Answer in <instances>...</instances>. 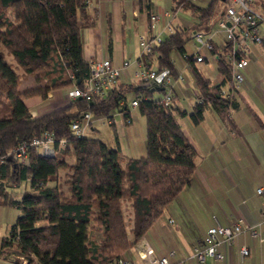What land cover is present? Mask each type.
<instances>
[{
	"label": "trees",
	"instance_id": "16d2710c",
	"mask_svg": "<svg viewBox=\"0 0 264 264\" xmlns=\"http://www.w3.org/2000/svg\"><path fill=\"white\" fill-rule=\"evenodd\" d=\"M216 2L194 9L209 18ZM92 24L82 0H0V204L19 210L9 232L0 237V257L12 252L17 263L23 257L26 264H111L133 247L190 182L197 152L176 117L186 111L175 104L173 92L171 103H164L160 82L144 88L136 87L142 80L119 83L104 96L77 97L39 117L24 103L33 96L46 98L53 89L83 86L89 63L82 54L80 29ZM190 37L189 31L176 27L144 53L143 60L154 61L158 74H172L171 52H184ZM224 46L217 53V66L229 77ZM30 74H35V85L20 88ZM196 76L193 121L203 118L208 103L225 118L229 103L220 86L209 87L206 79ZM130 91L141 95L137 106L145 117L144 155L127 156L88 131L83 136L73 133L71 121L85 111L110 118L120 108L128 117V106L120 107V101ZM231 103L235 107L234 99ZM45 129L56 139L65 138L55 156L31 151L28 163H19L6 155L19 140ZM71 152L72 163L67 159ZM61 169H67V189L56 182ZM27 181V189H15ZM53 181L56 184L50 185ZM52 226L58 229L55 236L49 233Z\"/></svg>",
	"mask_w": 264,
	"mask_h": 264
},
{
	"label": "crops",
	"instance_id": "0c3cea01",
	"mask_svg": "<svg viewBox=\"0 0 264 264\" xmlns=\"http://www.w3.org/2000/svg\"><path fill=\"white\" fill-rule=\"evenodd\" d=\"M91 1L95 7L86 9L93 24L80 29L82 54L87 61L108 58L115 65H121L126 59L140 56L143 41L153 34L158 33L163 40L176 27L191 33L184 52L178 49L171 52L173 73L169 76L175 104L186 111L176 117L196 149V166L190 182L144 232L142 240L156 256H167L169 264H198L192 256L193 247L213 223V215L223 224L239 219L253 224L264 215V20L258 24L262 40L251 43L250 49L244 53L250 61L243 68L245 82L233 91L235 107L223 118L208 103L203 118L196 123L191 117L198 93L196 73L208 81L209 87L228 85L217 66V53L225 47V32L219 27L218 20L226 7L223 3L228 0H217L212 15L205 19L194 7H205L210 0H189L185 5H178L180 0ZM252 6L264 17V0H254ZM166 10L170 12L167 16L163 15ZM151 13L161 14L153 27ZM196 33L205 38L212 33L211 47L197 40ZM193 53L201 54L203 58L197 60L192 57ZM146 62L156 68L154 61ZM134 71V65H129L126 74L120 75L118 84L141 80ZM35 83L34 80L29 86ZM70 88L53 89L46 98L33 96L24 103L33 116L39 117L68 105L67 91ZM130 92V98L125 95L120 101V107L127 104L128 117L120 108L110 118L92 116L87 131L98 137L100 131L108 146L118 148L127 156L137 157L146 152L145 117L137 105L131 104L136 95L134 91ZM103 126H106L105 131L100 129ZM28 186L27 181L15 189L21 191ZM259 187L263 189L260 193L257 192ZM18 214L16 207L0 204V228L3 229L0 237L9 232ZM49 233L55 236L58 229L52 226ZM95 234L97 238L101 237L100 231ZM244 244L250 253L240 260L238 248ZM219 250L225 254V260L208 257L205 264H264V242H259L248 232L240 233L228 246L221 243ZM122 255L131 258L133 264H144L134 245ZM16 258L9 252L0 257V264H18Z\"/></svg>",
	"mask_w": 264,
	"mask_h": 264
},
{
	"label": "built area",
	"instance_id": "2783aa9c",
	"mask_svg": "<svg viewBox=\"0 0 264 264\" xmlns=\"http://www.w3.org/2000/svg\"><path fill=\"white\" fill-rule=\"evenodd\" d=\"M223 14L218 20V25L225 32V44L228 48L227 58L230 61V76L225 77L228 85L220 87V93L229 103L227 114H230L232 109L233 91L242 83L245 82L243 68L249 63L250 59L244 55L253 42H260L261 35L258 32V24L264 17L261 13L255 10L252 6L254 0H228ZM84 7L94 8L91 0H82ZM169 10H166L163 15H169ZM161 18L159 13H151V25ZM195 38L205 45L211 47L212 33L205 38L201 33H196ZM162 41L158 33L153 34L150 39L143 41L142 53L140 56L133 59H126L121 65H115L108 58H97L88 61L89 72L84 80L82 87L71 86L67 91L69 102L77 97L91 98L93 94L104 96L107 91L118 84L120 75L126 74V69L129 65H134L135 75L142 81L158 83L165 88L163 101L166 105L171 103L172 84L168 74H165L160 81H156L158 75L157 69L151 67L145 60L142 54L150 51L152 44L158 45ZM197 60H201V54H192ZM141 95L132 99L133 106L138 104ZM92 121V115L89 111L83 112L79 117L73 119L70 123V128L76 136H83L89 124ZM65 145V138L56 139L55 135L50 130H43L38 135L33 136L29 140H19L7 152V156L19 163H28L31 151H34L43 156H55L59 149ZM2 155L1 157H4ZM259 187L257 192H262ZM242 232H248L252 237L257 238L259 242H264V215L256 223H247L242 219L229 221L223 224L216 215H213V223L207 228L205 235L200 238L193 247L192 256H194L198 264H205L208 257L216 261H224L225 254L219 250L221 243L228 246ZM134 248L144 261V264H169L167 256H156L146 242L142 240V236L134 242ZM173 252L171 251V254ZM250 249L247 245H241L238 248L240 260L249 255ZM21 261L18 264H26V259L20 257ZM112 264H133L131 258L125 255L116 257Z\"/></svg>",
	"mask_w": 264,
	"mask_h": 264
},
{
	"label": "rangeland",
	"instance_id": "374dc122",
	"mask_svg": "<svg viewBox=\"0 0 264 264\" xmlns=\"http://www.w3.org/2000/svg\"><path fill=\"white\" fill-rule=\"evenodd\" d=\"M225 6L226 5H228L229 4V1H224V3H223ZM225 8V7H224ZM8 58H11V56L10 55H8ZM30 75H32V76H30V78H28V80H26V81H23L24 79H22L21 80V82H20V88H23V87H27V86H29V84H30V82H32V84L34 83V80H35V74H30ZM159 93L158 92H155V94L154 95H158ZM126 95H127V97L128 98H130V96L132 95V92H129V93H126ZM105 127L106 126H103L102 128H100L102 131H105ZM98 134H99V137H101V139L103 138V140H105L104 139V137H102V133L99 131L98 132ZM68 161L69 162H74L75 161V155H74V153L73 152H71L69 155H68ZM67 169H61L60 170V178L58 179V181H56L57 183H59L60 185H61V188L62 189H67V184H65L64 185V178H65V176H64V172L66 171ZM56 182H50L49 184L50 185H53V184H56ZM67 191V190H66ZM42 223V221H39L38 222V224H41ZM2 228H0V234L2 233ZM99 235V234H98Z\"/></svg>",
	"mask_w": 264,
	"mask_h": 264
},
{
	"label": "water",
	"instance_id": "95a60500",
	"mask_svg": "<svg viewBox=\"0 0 264 264\" xmlns=\"http://www.w3.org/2000/svg\"><path fill=\"white\" fill-rule=\"evenodd\" d=\"M165 75V72H160L157 76H156V81H160L161 78ZM151 85V82L149 81H142L140 83H138L136 85V87H149Z\"/></svg>",
	"mask_w": 264,
	"mask_h": 264
}]
</instances>
